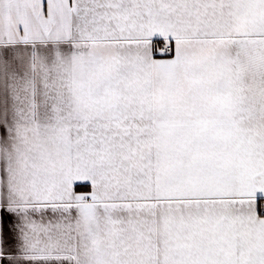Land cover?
Masks as SVG:
<instances>
[{
	"label": "snow or ice",
	"instance_id": "6c2138e0",
	"mask_svg": "<svg viewBox=\"0 0 264 264\" xmlns=\"http://www.w3.org/2000/svg\"><path fill=\"white\" fill-rule=\"evenodd\" d=\"M0 264H264V0H0Z\"/></svg>",
	"mask_w": 264,
	"mask_h": 264
}]
</instances>
